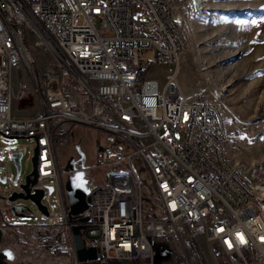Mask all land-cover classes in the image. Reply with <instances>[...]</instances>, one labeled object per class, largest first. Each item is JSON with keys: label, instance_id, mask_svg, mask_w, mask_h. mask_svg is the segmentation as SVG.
Here are the masks:
<instances>
[{"label": "built area", "instance_id": "built-area-1", "mask_svg": "<svg viewBox=\"0 0 264 264\" xmlns=\"http://www.w3.org/2000/svg\"><path fill=\"white\" fill-rule=\"evenodd\" d=\"M202 1L192 0L194 12ZM190 28L172 0H0V178L16 183L4 162L27 153L19 140H34L38 182L30 194L44 191L48 215L33 227L48 232L36 241L47 254L80 264L70 173L56 149L60 130L77 124L126 145L122 154L100 147L99 165L80 170L104 172L99 182L87 179L90 223L81 228L95 262L155 264V250L166 247L161 264H264V185L228 160L226 89L193 100L178 80L193 49ZM37 49L48 55L45 73ZM147 51L156 53L160 76L144 66ZM31 86L38 104L16 110L33 95ZM29 109L31 116L17 115ZM136 163L149 171L153 189L146 191ZM12 195L0 188V225L15 237ZM88 228L97 239L86 237Z\"/></svg>", "mask_w": 264, "mask_h": 264}, {"label": "rangeland", "instance_id": "rangeland-1", "mask_svg": "<svg viewBox=\"0 0 264 264\" xmlns=\"http://www.w3.org/2000/svg\"><path fill=\"white\" fill-rule=\"evenodd\" d=\"M200 5L202 0H198ZM192 0H172L177 17L190 25L193 40L192 51L184 58L179 74V83L185 94L191 99H201L214 88L224 87L225 98L222 109L230 132L228 143V160L233 165L248 171L254 179L264 185V0H205L202 8L194 12ZM34 55L38 60L41 73L49 68L48 55L37 49ZM144 66L153 65L152 71L159 72L156 53L147 51L143 58ZM170 71V67L166 68ZM33 95L16 102V110L27 109L38 104L35 89ZM18 112V111H17ZM20 116H31V109L17 113ZM18 144L26 148L27 153L21 161V173L18 183H1L2 192L12 195L34 170V140H19ZM4 147L0 143V149ZM122 154L126 145L115 136L77 124L65 125L56 137V149L61 169L64 171L71 159L85 157L86 167L99 165V148ZM32 153V156H30ZM144 182L146 191L153 189L149 171L141 163L135 164ZM4 167L8 175L15 180L18 170L14 161L5 160ZM94 182L104 176L102 170L88 172ZM57 193L52 196L56 205ZM17 205L29 208L27 217L18 218L10 215L11 225L24 233L23 238L14 246L7 242L4 248L12 249L16 258L10 264H73L68 257L47 254L43 247H37L33 226L42 221L41 212L30 200H17ZM58 211L59 208H57ZM61 220H63L61 218ZM30 227L29 232L25 228ZM45 236L48 232L44 233ZM23 240V241H22ZM169 250L166 247L155 250V264L168 260ZM55 256V257H54ZM175 256V254H174ZM45 257V258H43ZM54 258V259H53ZM81 264H99L87 262Z\"/></svg>", "mask_w": 264, "mask_h": 264}, {"label": "water", "instance_id": "water-1", "mask_svg": "<svg viewBox=\"0 0 264 264\" xmlns=\"http://www.w3.org/2000/svg\"><path fill=\"white\" fill-rule=\"evenodd\" d=\"M15 159V165L18 170V176L16 179V183H18V179L21 173V161H22V154L16 153L14 154ZM85 163V157L83 154H81V158L79 159ZM34 162V170L33 172L27 176L26 182L21 185V187L24 189V192L22 193H13V195L10 197L11 201H17L20 199L23 200H30L32 201L39 211L41 213H44L45 215H48L47 208L41 203V200L44 196V191L39 189L37 190V193L35 195H31V187L37 185V150L36 155L33 158ZM73 163H75L74 159H71L68 162V165L66 167V171L70 174L76 171V168L73 167ZM72 178H69V181L66 183V190L68 194V200L70 205V220L71 223L74 224L72 227V232L74 235V241L75 246L77 250V255L80 263H87V262H93L97 260V251L95 248L86 249L84 245V241L82 239L81 235V228L82 224L90 223V218L86 216L88 211V199L87 196L89 194V188L87 185V180L85 178L84 172H77ZM1 183H5V179L0 178ZM50 191H53V188H50ZM26 211H30L29 208L23 206V205H17L15 204L12 209V214L15 217L18 218H25L27 217ZM78 218V220H76ZM80 223L81 225H77V223ZM91 230V228H88L85 232L86 237L90 239H97V237H89L88 232ZM6 242L5 239V230L0 228V264H10V262H13L16 258V254L12 249L4 248V243Z\"/></svg>", "mask_w": 264, "mask_h": 264}, {"label": "crops", "instance_id": "crops-1", "mask_svg": "<svg viewBox=\"0 0 264 264\" xmlns=\"http://www.w3.org/2000/svg\"><path fill=\"white\" fill-rule=\"evenodd\" d=\"M85 164V163H84ZM84 167H85V165H84ZM64 171H66V170H64ZM67 172V171H66ZM70 175H72V174H70ZM70 175H68V178H67V181H66V183L69 181V177H70ZM89 188V187H88ZM53 192V191H52ZM51 191H50V193H52ZM0 224H1V220H0ZM0 228H1V225H0ZM14 228H15V231H16V233H17V235H18V237H20V238H23L24 236H25V234L24 233H20L19 232V229L18 228H22V227H15L14 226ZM3 229V228H2ZM25 230H26V232H29V231H32V230H30V227H26L25 228ZM44 233H46V231H36V234L37 235H40V239L41 238H46V236L44 235ZM14 237L13 236H11V235H9L8 233H7V231L5 230V239H6V242L5 243H7V242H9L10 243V241H11V243H12V245H16L18 242V240H15V239H13ZM4 243V244H5ZM58 255V254H57Z\"/></svg>", "mask_w": 264, "mask_h": 264}, {"label": "flooded vegetation", "instance_id": "flooded-vegetation-1", "mask_svg": "<svg viewBox=\"0 0 264 264\" xmlns=\"http://www.w3.org/2000/svg\"><path fill=\"white\" fill-rule=\"evenodd\" d=\"M74 161H75V163H73V167H75L76 168V171L75 172H73L72 174H75V173H77V172H81L80 170L84 167V165L85 164H83V162L81 161V160H79V159H74ZM85 174V178H86V180L87 179H90V174H88V173H84ZM74 175H70V177L69 178H72ZM76 220H78V218L76 219Z\"/></svg>", "mask_w": 264, "mask_h": 264}, {"label": "bare ground", "instance_id": "bare-ground-1", "mask_svg": "<svg viewBox=\"0 0 264 264\" xmlns=\"http://www.w3.org/2000/svg\"><path fill=\"white\" fill-rule=\"evenodd\" d=\"M185 93V92H184ZM193 100H198V99H193ZM36 150H37V153H38V149L35 148V155H36ZM16 154V153H15ZM22 154V153H21ZM35 157V156H34ZM22 158H23V155H22ZM13 160L15 162V159H14V154H13ZM87 199H88V196H87ZM41 203H42V200H41ZM43 204V203H42ZM44 205V204H43ZM45 206V205H44ZM70 206V205H69ZM46 207V206H45ZM47 208V207H46ZM41 214H44V213H41ZM45 215V214H44ZM77 219V218H76ZM74 225V224H73ZM72 225V227H73ZM73 233V232H72ZM74 236V235H73ZM83 239V238H82ZM79 260V259H78ZM81 264V263H80Z\"/></svg>", "mask_w": 264, "mask_h": 264}]
</instances>
